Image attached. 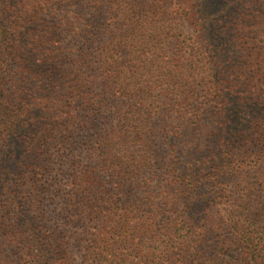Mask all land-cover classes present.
Returning a JSON list of instances; mask_svg holds the SVG:
<instances>
[{
	"label": "trees",
	"instance_id": "trees-1",
	"mask_svg": "<svg viewBox=\"0 0 264 264\" xmlns=\"http://www.w3.org/2000/svg\"><path fill=\"white\" fill-rule=\"evenodd\" d=\"M0 264H264V0H0Z\"/></svg>",
	"mask_w": 264,
	"mask_h": 264
}]
</instances>
